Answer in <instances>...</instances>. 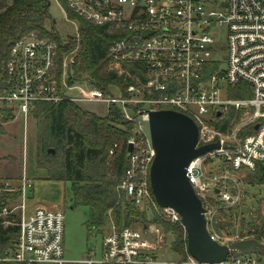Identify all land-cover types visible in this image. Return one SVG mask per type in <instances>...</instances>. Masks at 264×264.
<instances>
[{"label":"built area","instance_id":"built-area-1","mask_svg":"<svg viewBox=\"0 0 264 264\" xmlns=\"http://www.w3.org/2000/svg\"><path fill=\"white\" fill-rule=\"evenodd\" d=\"M67 3L78 17L113 36L106 60L117 77L129 81L126 95L103 96L96 90L94 97L70 96L74 83H67V69L74 64L75 55H63L57 64V43L31 35L10 50L5 68L12 87L0 101L13 106L25 124L35 102L115 105L126 121L135 124L137 135L127 142L132 152L119 188L136 206L159 210L166 221L179 225V216L172 209L160 208L149 191V168L155 153L148 114L170 110L189 117L197 127V147L220 145L192 160L185 170L204 208L209 236L220 245L254 239L245 231L241 235L238 224L232 226L234 234L228 229L218 234L214 227L218 208L210 202H219L224 210L237 206L241 198L237 173L264 165V0ZM239 84H244L239 91L249 97L228 96L229 86ZM230 109L238 117L222 129ZM249 129L250 133L242 134ZM31 187L25 177L16 188L9 181L0 186V224L18 227L17 240L0 255V264H202L188 252L185 258H158L161 237L150 240L146 231L117 230L114 225L102 235L99 256L91 252L82 260L67 261L63 257L64 215L42 207L26 214V194ZM14 196L18 204L8 207L6 203ZM258 242L264 245L263 240ZM218 264H264V250L227 256Z\"/></svg>","mask_w":264,"mask_h":264},{"label":"trees","instance_id":"trees-1","mask_svg":"<svg viewBox=\"0 0 264 264\" xmlns=\"http://www.w3.org/2000/svg\"><path fill=\"white\" fill-rule=\"evenodd\" d=\"M55 1L65 12L66 18L76 23L77 38L70 37L63 42L52 30L49 0H0V97L5 96L12 87L5 68L10 50L14 43L31 35L57 43V64L63 55L78 46L74 64L67 69L69 85L87 82L103 96H125L129 81L117 77L106 60L113 36L78 17L69 9L67 0ZM243 87L244 84L229 86L228 96L249 97V94L239 91ZM1 102L4 108L8 106L6 102ZM77 104L68 101L35 102L30 107L28 116L35 121L37 169L45 172L47 180L69 184L73 206H84L88 210V233L95 230L103 235L106 212L111 211L112 224L117 230L132 228L137 224H142L143 228L157 226L163 236L169 238L170 253L185 258L186 235L181 225L166 221L159 210L136 206L132 200L124 204V209L120 207L121 199L116 187L128 168L127 142L131 137H137L135 124L126 121L115 105H109L107 114L101 117L80 109ZM4 108L0 107V123L9 121L13 115L12 108ZM237 117L238 112L230 109L223 118L221 128L225 129L226 124ZM251 131L245 130L242 134ZM49 149L53 150V154ZM252 175L251 183L264 185L263 165H256ZM149 191L151 193L150 187ZM151 197L153 199L152 194ZM210 203L218 208L217 227L231 231L235 221L231 209H221L217 201ZM242 224L241 218L238 222L241 235L245 231ZM253 233L264 239V218ZM17 236L16 225L4 228L0 224V255L14 245Z\"/></svg>","mask_w":264,"mask_h":264},{"label":"rangeland","instance_id":"rangeland-1","mask_svg":"<svg viewBox=\"0 0 264 264\" xmlns=\"http://www.w3.org/2000/svg\"><path fill=\"white\" fill-rule=\"evenodd\" d=\"M49 13L53 20L52 30L59 36V39L66 42L68 38H77V25L73 20L67 19L65 12L59 7L55 0H49ZM76 46L72 51L68 52L72 55H77ZM72 85V84H70ZM97 91L86 82L74 83L69 95L73 97H94ZM115 93V92H114ZM224 98V93H221ZM4 108L0 101V107L4 109H13L12 118L7 122H1L0 127V186L3 181H9L13 188H16L25 177L32 182L31 189L27 191V199L25 202L26 214H29L35 207L39 206L48 210H60L64 215V239H63V257L67 261H78L95 253L100 255L102 235L92 230L90 233L86 230V221L88 210L84 206L74 207L71 203V192L68 183L54 182L46 179L44 171L38 170L36 165V142H35V121L31 116H28L26 124L21 116L15 111V108L7 104ZM77 106L85 111L91 112L97 116L104 117L107 114L108 106L103 103H78ZM214 163H216L214 161ZM264 166V165H263ZM215 169V166L212 170ZM240 188V202L237 206L231 208L235 215L234 226L242 218L245 225V232L256 240L264 241L263 238L257 237L254 231L259 227V224L264 218V185L251 183L253 180L252 172L243 169L237 173ZM118 196L121 199L120 207L124 209V204L129 203L119 185L116 187ZM4 198L7 194H3ZM6 203L8 207L18 204L17 198ZM125 197V198H124ZM5 203V201H3ZM112 212H106L105 232L109 230L112 224ZM150 216L149 213L146 214ZM218 234L226 232L223 227L214 225ZM135 230H143L148 233L150 240L158 242L157 257L166 259L177 258L171 254L168 249L169 238L163 236L161 230L154 225H148L143 228L142 224H137L132 227ZM151 231V232H149ZM234 234L233 231H228Z\"/></svg>","mask_w":264,"mask_h":264},{"label":"water","instance_id":"water-1","mask_svg":"<svg viewBox=\"0 0 264 264\" xmlns=\"http://www.w3.org/2000/svg\"><path fill=\"white\" fill-rule=\"evenodd\" d=\"M148 129L155 153L149 168L151 194L160 208L172 209L179 216L188 254L199 263L218 264L227 256L238 257L264 250V245L255 239L220 245L206 230L204 208L189 184L185 170L192 160L219 149L220 145L216 142L197 147L196 125L189 117L175 111L150 112ZM49 152L53 154L52 149ZM131 152L132 145L129 144L126 156Z\"/></svg>","mask_w":264,"mask_h":264},{"label":"crops","instance_id":"crops-1","mask_svg":"<svg viewBox=\"0 0 264 264\" xmlns=\"http://www.w3.org/2000/svg\"><path fill=\"white\" fill-rule=\"evenodd\" d=\"M37 207H39V206H37ZM37 207H35V208H37ZM35 208H34V209H35Z\"/></svg>","mask_w":264,"mask_h":264}]
</instances>
